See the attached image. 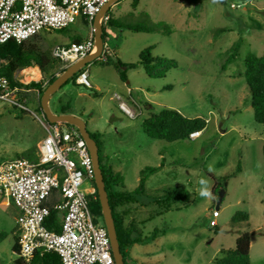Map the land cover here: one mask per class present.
Returning a JSON list of instances; mask_svg holds the SVG:
<instances>
[{
    "label": "rangeland",
    "instance_id": "374dc122",
    "mask_svg": "<svg viewBox=\"0 0 264 264\" xmlns=\"http://www.w3.org/2000/svg\"><path fill=\"white\" fill-rule=\"evenodd\" d=\"M108 14L111 59L123 67L100 60L90 63L85 69L92 89L71 79L52 96L50 109L59 114L61 106L69 105L71 113L85 121L99 142L101 165L121 177L118 191H135L148 170L139 198L150 205L136 204L137 210H129L127 217L136 220L144 238L154 230L165 233L154 242L132 246L128 263L216 264L222 251L234 250L238 236L249 232L251 264H264V125L254 119L245 79V59L264 56V0H117ZM88 36L89 28L80 16L67 28L42 31L30 41L52 51ZM236 42H240L238 54L227 63ZM149 47L153 58L164 60L161 70L170 66L164 76H150L141 65L125 66L137 64ZM19 78L26 82L23 72ZM33 81L37 82L25 84ZM30 90L24 95L28 110L0 101V162L37 160L47 132L37 118L42 115L41 96ZM115 95L139 115L128 117ZM165 108L202 117L207 126L196 139H151L142 123ZM152 168L156 172H150ZM201 178L209 181L211 199L199 194ZM82 189L94 191V182H85ZM172 190L188 192L189 200L156 202ZM222 191L217 210L216 197ZM238 212L247 213L249 220L233 221ZM18 215L11 198L0 199V264H15L19 258ZM98 222L105 225L101 219Z\"/></svg>",
    "mask_w": 264,
    "mask_h": 264
},
{
    "label": "built area",
    "instance_id": "2783aa9c",
    "mask_svg": "<svg viewBox=\"0 0 264 264\" xmlns=\"http://www.w3.org/2000/svg\"><path fill=\"white\" fill-rule=\"evenodd\" d=\"M110 1L0 0V44L10 40L22 44L42 31L65 29L82 16L90 27L89 37L52 51V56L62 64L61 69H66L95 51L94 20ZM110 18L107 12L102 19L103 28ZM112 57L113 52L104 41L99 60L106 62ZM23 71L15 73L14 86L6 77L0 78V101L28 110L24 95L31 90L19 85H28L19 78ZM74 83L92 89L85 68L75 74ZM115 99L128 117L135 119L139 115L121 96L115 95ZM37 118L47 132L38 146L37 160L17 158L0 162V199L11 198L19 210L18 257L29 263L41 251L56 253L62 264H116L107 228L91 211L90 205L96 199L94 191L82 189L85 182L95 178L86 141L76 126L51 123L44 113ZM200 134L194 132L190 139ZM53 213V227L57 224L58 231L47 227ZM211 226L216 223L212 221Z\"/></svg>",
    "mask_w": 264,
    "mask_h": 264
},
{
    "label": "trees",
    "instance_id": "16d2710c",
    "mask_svg": "<svg viewBox=\"0 0 264 264\" xmlns=\"http://www.w3.org/2000/svg\"><path fill=\"white\" fill-rule=\"evenodd\" d=\"M139 1V0H135ZM108 25H112V19ZM104 29V40L107 41L106 27ZM133 30L137 32H145L148 31L146 29H142L140 27H132ZM39 35V34H38ZM36 35L33 38H36ZM37 41H27L22 44H18L17 42L10 40L4 44H0V78L6 77L12 86L16 85L14 76L17 71H40L43 75L41 81V75L35 77V81L39 82H31L28 85L19 84L21 87H26L27 89H36L40 94V103H39V111L43 113V109L41 106V98L45 91V89L52 84L57 78V74H62L66 69H61L60 62L52 56V51L50 49L43 50L38 47L36 44ZM152 47L147 48L140 54V60L137 64H128L125 65L128 69L135 68L137 65H141L145 72L150 76L160 77L164 76L167 68L161 70L164 60L161 58H153L151 55ZM240 49V42H236L231 48V54L227 63L232 59H235L238 51ZM99 61V59H97ZM96 61V60H95ZM101 61V60H100ZM102 62V61H101ZM106 64L113 63L115 67L122 68L123 64L120 61L114 63L112 59H109L106 62H102ZM174 65V64H172ZM225 66L223 69H225ZM245 79L246 83L250 89L251 98L250 104L253 109L254 119L257 123L264 125V56H255L249 55L245 59ZM32 67V68H30ZM39 67V69L37 68ZM60 70V71H59ZM23 71V72H24ZM120 76L122 79H126L125 71L120 69ZM71 79H74L71 78ZM70 79V80H71ZM70 80L65 84L67 85ZM27 83L30 81L25 80ZM32 81V80H31ZM148 107H151V104L146 103ZM70 106H62L59 114H70ZM207 126V120L202 117H186L181 114L179 111L175 109L165 108L159 114H151L148 118H146L142 123V129L144 133L151 139L156 140H164L167 142H176L180 140L190 139V134L194 132H202ZM95 139L99 146V142ZM99 154H100V162L101 160V150L99 146ZM104 180L106 183V190L109 196V203L113 212V217L115 219L118 239L120 242L121 252L124 256L125 264L128 263V255L129 250L132 246L139 243H149L155 241L159 234L165 233V231L154 230L153 233L148 237H143L142 232H139L135 221H131L126 223L125 217L128 215L126 211L127 206L144 203L140 201L139 196L143 193L146 185L145 172H143V176L140 179V184L138 188L129 193L124 191H118L116 187L119 185L121 178L118 174L114 175L112 168L105 169L101 165ZM238 171L240 167H237ZM150 172H156V169H150ZM110 181L111 189L108 185V180ZM94 182V196L96 199L91 203V211L92 214L98 219V221L103 219L101 204L99 201L97 187ZM215 192V188L213 190ZM181 198L183 201L189 200V193L186 191L179 192L177 190H172L166 192L163 198L156 201L158 204L173 201ZM219 199V196L216 197ZM157 200V199H156ZM125 208V209H124ZM122 210V211H121ZM163 214V212L161 213ZM55 216L53 213L50 223L47 224V227L50 229L59 230V227L55 225ZM249 215L245 212H238L234 217L233 221H248ZM1 237H6L5 234H2ZM16 244H15V252L18 253V236L16 235ZM251 233L243 232L241 233L236 240V247L234 250H224L222 251V255L219 259H217L216 264H251L250 258V250H251ZM15 264H62L59 255L53 252H45L37 251L33 256L31 262L27 263L21 258L15 262Z\"/></svg>",
    "mask_w": 264,
    "mask_h": 264
},
{
    "label": "water",
    "instance_id": "95a60500",
    "mask_svg": "<svg viewBox=\"0 0 264 264\" xmlns=\"http://www.w3.org/2000/svg\"><path fill=\"white\" fill-rule=\"evenodd\" d=\"M117 0H111L106 3L98 12L97 16L94 20L95 31V42L96 48L95 51L76 63L72 64L66 70L57 76L55 81L50 84L44 91L41 98V106L43 109V113L45 114L47 120L51 123H67L69 125L76 126L83 139L86 141L92 160L93 167L95 172V184L98 191L99 201L101 204L102 215L105 222V226L108 231V235L110 238L112 253L115 259L116 264H125L124 256L121 252L120 242L118 239L115 219L113 217V212L109 203V196L106 190V183L104 180L103 171L101 168L100 162V154H99V146L94 138L91 137V134L87 130V125L84 120L73 115V114H56L52 112L50 109V100L52 96L59 91L71 78L75 76V74L80 70L86 68L90 63L99 59L104 45V29L102 25V19L104 15L109 11L112 4H114ZM80 40H76L74 44H79ZM225 192L222 191L219 195L218 205L216 207L217 210L220 208V204L223 201Z\"/></svg>",
    "mask_w": 264,
    "mask_h": 264
},
{
    "label": "crops",
    "instance_id": "0c3cea01",
    "mask_svg": "<svg viewBox=\"0 0 264 264\" xmlns=\"http://www.w3.org/2000/svg\"><path fill=\"white\" fill-rule=\"evenodd\" d=\"M84 21H85V19H84ZM85 23H86V25L88 26V28H89V35H90V27H89V24L87 23V21H85ZM108 26V25H107ZM106 26V27H107ZM89 37V36H88ZM76 40H79V39H74L71 43H69L68 45H70V44H72V43H74ZM30 68H32V67H30ZM38 69H39V67H37ZM40 70V69H39ZM30 72H36L35 70H30V71H24L23 73L26 75V74H28V73H30ZM41 75V79H42V74H41V70L40 71H37V76H40ZM60 75V74H59ZM40 79V80H41ZM39 80V81H40ZM62 107V106H61ZM61 107H60V109H61ZM70 114H73V115H76V114H74V113H70ZM77 116V115H76ZM202 133V132H201ZM6 203V202H5ZM137 205H139V203H137ZM136 204H133V205H129V206H127L126 208H127V210L126 211H129V210H131V209H133V210H137V206ZM145 205H150V203H147V202H144V203H142L141 205H139V206H141V207H143V206H145ZM125 209V208H124ZM122 211V210H121ZM128 216V215H127ZM125 217V221H126V223H129L130 221H135L136 222V220L135 219H132V220H130L129 219V217ZM128 221V222H127ZM146 222V220H143V221H141V223H145ZM157 240V239H156ZM155 240V241H156ZM154 242V241H153ZM251 246H252V241H251Z\"/></svg>",
    "mask_w": 264,
    "mask_h": 264
},
{
    "label": "clouds",
    "instance_id": "9594fccd",
    "mask_svg": "<svg viewBox=\"0 0 264 264\" xmlns=\"http://www.w3.org/2000/svg\"><path fill=\"white\" fill-rule=\"evenodd\" d=\"M215 2V0H214ZM209 171H212L211 166L209 167ZM201 188L199 190V194L201 197L211 199L212 198V192L209 185V181L205 178H201L199 181Z\"/></svg>",
    "mask_w": 264,
    "mask_h": 264
},
{
    "label": "bare ground",
    "instance_id": "6f19581e",
    "mask_svg": "<svg viewBox=\"0 0 264 264\" xmlns=\"http://www.w3.org/2000/svg\"><path fill=\"white\" fill-rule=\"evenodd\" d=\"M36 76H37V71L36 72H30V73L26 74L25 80H27V81L34 80ZM94 180H95V178H94Z\"/></svg>",
    "mask_w": 264,
    "mask_h": 264
}]
</instances>
